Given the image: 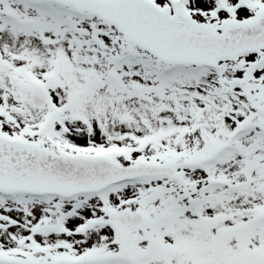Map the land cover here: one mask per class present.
<instances>
[{
    "label": "snow or ice",
    "instance_id": "snow-or-ice-1",
    "mask_svg": "<svg viewBox=\"0 0 264 264\" xmlns=\"http://www.w3.org/2000/svg\"><path fill=\"white\" fill-rule=\"evenodd\" d=\"M0 264H264V0H0Z\"/></svg>",
    "mask_w": 264,
    "mask_h": 264
}]
</instances>
